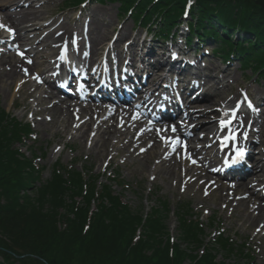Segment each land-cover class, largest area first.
<instances>
[{
    "label": "trees",
    "instance_id": "trees-1",
    "mask_svg": "<svg viewBox=\"0 0 264 264\" xmlns=\"http://www.w3.org/2000/svg\"><path fill=\"white\" fill-rule=\"evenodd\" d=\"M84 1L65 0L64 7ZM98 1L118 5L120 17L151 26L162 38L188 7L195 21L191 31L203 33L202 43L220 46V55L236 60L251 78L264 76V8L254 0ZM26 140L32 141L30 124L0 108V264H227L232 256L239 257L237 264H251L245 243L217 231L205 235L188 204L177 206L179 240L174 241L166 226L167 201L154 195L148 211L130 210L112 191V185H124L117 173L100 182L92 168L78 170V162L57 160L50 177L40 181L42 167L34 160L44 151L38 157L32 149L27 158L14 146ZM60 222L66 225L62 231Z\"/></svg>",
    "mask_w": 264,
    "mask_h": 264
},
{
    "label": "bare ground",
    "instance_id": "bare-ground-1",
    "mask_svg": "<svg viewBox=\"0 0 264 264\" xmlns=\"http://www.w3.org/2000/svg\"><path fill=\"white\" fill-rule=\"evenodd\" d=\"M23 1L6 0V5L13 6L18 10L3 13V22L7 24L6 26H13L15 29V37L11 41L10 47L22 49L31 63L26 64L21 59L6 62L4 58H0V85L7 82L9 90L15 84L17 87H21L18 90L21 97L24 99L33 98L36 108L35 115L40 113L47 115L48 118H44L43 121L52 125L59 121L61 128L55 131V135H63L72 127L73 132L77 133L84 143H87L88 140L92 141L97 147L96 149H99L96 153L99 159L108 153L111 144L120 142L121 148L116 149V153L128 150L129 156L132 158L143 157L144 159L148 157L150 161L156 160V166L160 173L169 179H176L180 185L186 183L187 188L195 189L198 198L207 200V197L206 199L203 197L205 191L213 195L217 204H224L228 218L233 219L237 225L248 228L257 223L260 224L261 229H264V196L260 197L255 193L256 186L264 185V149H262L264 147V131L253 132L251 129L252 125H258L255 120L256 111H250L251 119L249 120V117L243 114L244 104L238 95L224 103L222 112L217 111L214 106H221L220 100H212L211 104L190 106L188 98L184 97L183 101L187 103L184 106L186 109L183 108L180 111L179 122L174 125H176L179 137L186 136V133L193 134L191 137H194L184 138L186 149L185 147L181 149V144L176 145L175 150L169 143L162 146L161 137L169 135L167 125L147 124V119L152 118V113H149L144 106L152 102L160 91L162 77L157 71L162 66L159 63L154 64V67L147 71L145 79L134 88L131 100L118 101L119 104L117 101L107 103L105 98L94 94H71L61 91L56 88L54 82L49 80L48 76H42V74L47 70L60 72V68L64 67L63 64L67 63L66 58L70 55L85 67L98 66L103 59L100 57L105 54L106 47H108L105 43L113 41L109 35L114 19L108 17L103 22L104 19L98 18L101 27L88 28L81 32L68 29L63 25H56L54 22L37 25L36 21H42L44 15L37 13V9L33 6V0L27 1L29 9L22 8ZM43 2L49 4L50 1ZM45 3L43 5H46ZM51 26L55 27L53 31L45 33L44 31ZM128 31L123 28L117 37L116 41H120L121 45L125 44ZM40 36L41 38H38ZM32 39L37 40L34 44V47H37L35 50L24 44ZM4 55L6 52L0 53V57ZM25 70L27 71L25 72ZM33 74L39 75L40 82L33 83L28 88V82L25 79ZM60 76L62 77V75ZM73 79L71 78L70 84L74 82ZM210 81L218 87L226 86L231 82L228 73H226L224 81H218L214 76ZM94 83H96L94 77L89 79L87 88L93 89ZM110 84L112 83L105 82V85L109 86ZM120 86L123 87V85ZM69 96L70 99L74 96L72 98L79 101L92 98H99L98 100L101 101L95 104L66 101ZM195 98L192 97V99ZM209 99L210 96L205 97L206 101ZM123 102H126L127 105L124 106ZM25 107L28 108L27 105ZM190 108L194 110H189ZM233 110L236 113L234 123L221 128L217 123L218 119L225 117L227 120L232 119ZM134 116L135 119H133ZM199 117L204 118L205 123L187 130L188 124L200 121L197 120ZM157 127H160L159 133L156 130ZM228 129L239 130L236 140L237 148L245 147L247 149L246 161L253 166L248 169L245 164L244 174L240 176V179H237L238 176L229 175V178H233H230L229 182L218 181L219 177L215 178L213 171L206 165L207 158L221 157L218 145L228 143V139H225L228 137ZM90 130H93L94 133L92 138L88 137ZM241 133L246 134L248 138H251V141L244 143L239 137ZM254 135L259 138L255 142L252 141ZM195 141L204 142L206 146L196 149L192 146ZM111 147L112 153L113 146ZM185 151L187 154L190 153L198 164L191 163L184 156ZM224 156L225 154L223 158ZM235 211H239L238 216L234 213Z\"/></svg>",
    "mask_w": 264,
    "mask_h": 264
},
{
    "label": "rangeland",
    "instance_id": "rangeland-1",
    "mask_svg": "<svg viewBox=\"0 0 264 264\" xmlns=\"http://www.w3.org/2000/svg\"><path fill=\"white\" fill-rule=\"evenodd\" d=\"M27 1L28 0L23 1L22 8L29 9ZM43 1L45 0H33V6L37 9V13L39 15H44V19L42 21H36L37 25H44L48 22H54L56 25H63L68 29L81 32L82 30H87L88 28L94 29L96 27H101V25H99V21L97 20L98 18L104 19L103 22H105V18L112 17L114 21L111 25V33L109 37H112L113 43H105L108 46L107 54L109 49L113 48L110 52V58L112 57L118 62V60H120L122 55L126 54V52H130L131 56H135L136 53L138 55L140 52H142L143 55L144 51L146 50V44H153L154 47L156 45L159 47V50L156 51L157 53L164 54H161V56H156L152 61L157 60L159 63L164 62L163 67L166 69V62L169 60L166 54L169 53L168 49H171L172 47L162 43L159 45L158 41L156 43H146L148 36L146 38L145 33L147 31L143 28L135 26V21L133 18H120V10L118 5L107 2H103L101 4L88 2L81 7L64 9L63 3L65 0H47L50 1L49 4L48 2L45 3ZM44 3L46 5H43ZM0 7V24L5 26V28H0V53L3 51L6 52V55L0 58H4L6 62H14L15 60L21 59L24 63L29 64L28 61H30V59L25 52H23L24 56L21 57L17 54V48L10 47L9 43L12 41L15 35L14 32L10 34L7 29L10 28L14 31L15 29H13V26H6L7 24L3 22V13L7 11L15 12L18 9L13 6L6 5V0H0ZM184 22H188V20H184ZM54 28L55 27L51 26L44 32L47 33L53 31ZM123 28L129 30L127 34L128 39L125 43L126 45L124 44V48L126 47L127 49L126 52L122 49L121 42L116 41ZM181 31L185 32L183 29ZM234 32L235 31H232L233 35ZM235 34L238 35L236 32ZM38 38H41V36ZM142 38L145 41L141 42ZM36 42V39H32L26 43L24 42V44L26 46H30L32 50H35L37 48L34 47ZM204 46L205 48H203L199 54L194 56V59L197 58L198 60V62H196V72L202 77V79H200L203 81V86L200 89L201 92L196 89L200 96H198L199 98H197V100H195L191 105L211 104L212 100H220L221 106H214L217 110L219 108L222 110V105H224L225 102L233 99L235 95H238L240 101L242 104H244V108H242L245 113L243 112V114L247 115L249 120L251 119L250 111H256L255 120H257L258 125H252V131L263 132L264 76L255 81L256 79L251 78V73L244 72L237 62L222 61V58L218 57L219 52L215 51L216 48H218L217 44L208 42V44ZM210 51H212L213 54H211ZM165 52L167 53L165 54ZM150 61L151 60H149V62ZM226 73H228V76H230L231 81L228 85L218 87L215 86V83H211L210 80L213 76L218 81H224ZM48 75L49 73L46 72L43 76ZM177 75L179 76V74ZM165 77L168 76L166 75ZM170 79H172V77H170ZM246 79L248 80L247 83L244 82ZM25 80L28 82L27 86L29 88V86L33 83L39 82V76L33 74L28 76ZM49 80L52 79L49 78ZM184 87H186L185 84H179V88L182 89L181 92L185 90L183 93H185L188 89H184ZM7 89V82L3 85H0V108H3L11 113L17 118V120L28 121L30 123L32 132V141L26 140L24 145L16 144L14 146L16 148H20L22 153L30 159L31 155L29 154V151L32 149L38 157L40 156L41 150L44 151L45 155L41 160H34L36 166L42 167L40 181H45L50 177L52 166L57 160H59L64 165H71L78 162V164L74 166L78 170L92 168L93 174L100 176V182H107L108 176L112 177L115 176V173H117L119 175L121 184L124 185L123 188L118 185H112V191L119 195L122 202H124L130 210L140 211L141 213H143V211H148L149 207L154 206L156 203L154 195H158L167 201L170 208V213L166 218V226L170 236L174 241L179 240V227L176 213L177 206L178 204L182 203L188 204L192 213L200 218L205 235L208 236L209 234H215L216 230L222 232L224 235H229L237 242L245 243L250 250H253L251 251L253 256L251 264H264V229L260 228V224L256 223L255 225L248 228L237 225L233 219L228 218L227 213L224 210V204H217L215 202L216 198L213 195H211L209 192L205 194V191L203 192V197L205 199L207 197V200L198 198L195 189L187 188L185 186L186 183H182L180 185L176 182V179H169L166 175L160 173L156 166V160L153 159L150 161L148 157L144 159L143 157L138 159L132 158L129 156V151L125 149L124 152L122 151L116 153L117 150L121 148L120 142H114L111 144V146H113V152L111 153L112 147L109 146L108 153L99 159V157L96 155L99 149H96L97 147L94 146L92 141L88 140L87 143H84L79 138L77 133L73 132L72 127L65 131L63 135H55V131L61 128L59 121L54 125L51 123H45L43 119L48 118L47 115L42 113L35 115V102L33 101V98L24 99L21 97L20 93H18V90H20L21 87H17L15 84L10 88V90ZM209 96L210 99L206 101L205 97ZM66 101L95 104L101 100L93 98L82 102L76 98H68ZM25 105H27L28 108L25 107ZM249 105H251V107ZM144 106L145 108L150 107L149 104ZM74 110H76L75 107ZM197 120L200 121L193 124H188V128L190 129L192 125L203 123L204 118L199 117ZM93 136V130H90L88 132V137L92 138ZM242 136L243 137L241 138L244 140L245 135ZM172 137L173 135L170 133L168 138ZM200 145L203 146V143ZM262 149H264V147ZM216 164H218V162ZM217 180L228 182L231 181L223 177L217 178ZM262 189V185L255 187V193L260 197H262ZM234 213L236 216H238L239 211H235ZM211 218L214 220L213 227L211 226ZM65 227V223H57V229L59 231H62ZM213 241L214 239L210 244H213ZM217 259L221 260L219 257H217ZM226 263L237 264L239 263V257L232 256L228 261H226Z\"/></svg>",
    "mask_w": 264,
    "mask_h": 264
},
{
    "label": "snow or ice",
    "instance_id": "snow-or-ice-1",
    "mask_svg": "<svg viewBox=\"0 0 264 264\" xmlns=\"http://www.w3.org/2000/svg\"><path fill=\"white\" fill-rule=\"evenodd\" d=\"M0 28H5V26L2 25V24H0ZM7 31H8L10 34H12V33L14 32V30H12V29H10V28H8ZM17 54L20 55L21 57L24 56V53H23V52H18ZM28 63H31V61H28ZM26 71H27V70H25V72H26ZM37 79H38V77H37ZM249 106L251 107V105H249ZM235 116H236V113H235V110H233V112H232V119H235ZM135 118H136V117L134 116L133 119H135ZM231 122H232V120H224V119H221V120H220V127H221V128H224V127H226L228 124H230ZM157 131H158V133H159L160 130H157ZM171 131H172L173 133H175V132H176V127L173 126V127L171 128ZM234 138H235L234 136H231V137H226L225 139H234ZM161 139L164 140L166 143H169V144L173 147V150H175V146H176V145L181 144V141L179 140V138L172 139V138L161 137ZM183 147H185V149H186V146H183ZM242 155H243V151L241 150V151L238 153V156H242ZM185 157H186L187 159H190V160H191V157L187 154L186 151H185ZM192 163H195V160H192ZM182 190H183V189H182ZM205 194H207V191L205 192Z\"/></svg>",
    "mask_w": 264,
    "mask_h": 264
},
{
    "label": "water",
    "instance_id": "water-1",
    "mask_svg": "<svg viewBox=\"0 0 264 264\" xmlns=\"http://www.w3.org/2000/svg\"><path fill=\"white\" fill-rule=\"evenodd\" d=\"M255 4L261 8H264V0H255Z\"/></svg>",
    "mask_w": 264,
    "mask_h": 264
}]
</instances>
